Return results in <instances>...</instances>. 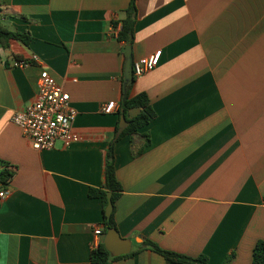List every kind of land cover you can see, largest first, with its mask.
Wrapping results in <instances>:
<instances>
[{
  "label": "crops",
  "instance_id": "1",
  "mask_svg": "<svg viewBox=\"0 0 264 264\" xmlns=\"http://www.w3.org/2000/svg\"><path fill=\"white\" fill-rule=\"evenodd\" d=\"M129 0H0V25L29 33L0 45V169L16 167L0 198V264H92L103 243L105 153L116 136ZM132 59L161 50L128 97L148 95L155 117L114 143L122 186L114 220L133 254L110 264H172L140 247L251 264L264 240V0H137ZM112 21L118 24L113 26ZM3 22V23H2ZM6 22V24H4ZM39 63L12 66L15 57ZM44 66L69 94L79 140L33 149L11 121L35 99ZM138 108L128 110L134 116ZM96 226L104 235L96 236ZM95 243V244H94Z\"/></svg>",
  "mask_w": 264,
  "mask_h": 264
},
{
  "label": "trees",
  "instance_id": "2",
  "mask_svg": "<svg viewBox=\"0 0 264 264\" xmlns=\"http://www.w3.org/2000/svg\"><path fill=\"white\" fill-rule=\"evenodd\" d=\"M137 0H129L128 6L124 10V17L120 20V27L116 34V38L125 44H133L134 41V25L137 15ZM111 24L116 26L117 21H112ZM9 39H16L21 41L23 44L27 45L31 40L29 33L12 31L8 28L0 25V45L3 48L8 47ZM19 59L18 57H15ZM135 77L133 76V81ZM122 98L118 102V115H124L125 119L128 121V125L123 129V131L118 135L114 136L109 142L105 153V165H104V183L102 187L99 188H89L88 195L90 197H98L102 204V225L104 231L108 228H115L117 230L116 222L114 220V206L115 201L120 196L122 191V186L116 176V166H115V151L114 143L124 135H130L133 144V136L140 135L144 138V142L138 148L132 149V155H139L143 148L150 143V137L148 133H139V129L144 127L150 120L155 117V111L150 103L148 95L145 92H139L132 97H128V91H123ZM131 108H138L139 111L134 116L128 115V110ZM119 126V119L116 125V130ZM17 169L13 165L8 163H2V168L0 169V189L4 188L16 175ZM107 192H111L112 201V212L110 216L105 215V206L107 205ZM262 203L264 204V194L262 196ZM140 247H147L158 254L162 255L168 262L172 264H208L207 257L203 254L197 256H188L176 251H171L163 249L157 243L150 239H144ZM136 251H131L127 254L113 256L104 246L103 243H99L97 246L90 251V261L92 264H110L113 260L121 257L129 256ZM234 252L228 254L222 264H229L231 257ZM251 264H264V240L259 239L255 242L252 249Z\"/></svg>",
  "mask_w": 264,
  "mask_h": 264
},
{
  "label": "built area",
  "instance_id": "3",
  "mask_svg": "<svg viewBox=\"0 0 264 264\" xmlns=\"http://www.w3.org/2000/svg\"><path fill=\"white\" fill-rule=\"evenodd\" d=\"M161 50L134 58L131 61L134 77L154 69L160 61ZM39 63L37 55L29 58H14L12 66L24 67L31 63ZM117 108L115 101H109L101 106L104 113H112ZM76 110L70 105L69 94L56 82L48 69L41 67L37 80V94L34 101L24 110L12 114L11 121L17 125L22 135L36 150L51 149L56 141L67 147L79 140V135L73 130L72 123ZM7 191L0 190V198H4ZM94 235H104L103 229L96 226ZM95 244V243H94Z\"/></svg>",
  "mask_w": 264,
  "mask_h": 264
},
{
  "label": "water",
  "instance_id": "4",
  "mask_svg": "<svg viewBox=\"0 0 264 264\" xmlns=\"http://www.w3.org/2000/svg\"><path fill=\"white\" fill-rule=\"evenodd\" d=\"M124 56L125 60L123 65V88L124 91H127L133 83V72L131 65L132 46L130 44L125 45ZM127 125L128 121L125 119L124 115H120L116 136H118ZM112 208L113 205L111 201V192H107V205L105 206L106 216H110ZM103 244L113 256L127 254L131 249V240L129 238H122L115 228H108L105 231Z\"/></svg>",
  "mask_w": 264,
  "mask_h": 264
},
{
  "label": "rangeland",
  "instance_id": "5",
  "mask_svg": "<svg viewBox=\"0 0 264 264\" xmlns=\"http://www.w3.org/2000/svg\"><path fill=\"white\" fill-rule=\"evenodd\" d=\"M2 23H3V22H2ZM4 24H6V22H5Z\"/></svg>",
  "mask_w": 264,
  "mask_h": 264
}]
</instances>
